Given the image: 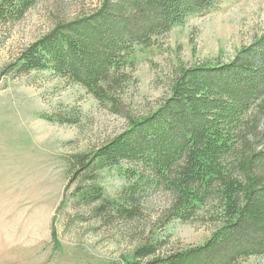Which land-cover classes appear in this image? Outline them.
I'll use <instances>...</instances> for the list:
<instances>
[{"label":"rangeland","instance_id":"374dc122","mask_svg":"<svg viewBox=\"0 0 264 264\" xmlns=\"http://www.w3.org/2000/svg\"><path fill=\"white\" fill-rule=\"evenodd\" d=\"M102 1L39 0L21 21L0 24V264H127L157 241L155 256L137 260L150 264L202 247L215 231L205 213L189 223L170 221L165 193L148 192L128 205L120 169L91 167L71 181L74 163L125 132L131 119L156 110L180 67L227 64L261 38L264 0H218L153 47H137L114 111L50 71L14 73L22 52L57 23L89 14ZM95 184L104 198L83 202L81 194ZM234 264H264V255Z\"/></svg>","mask_w":264,"mask_h":264},{"label":"trees","instance_id":"16d2710c","mask_svg":"<svg viewBox=\"0 0 264 264\" xmlns=\"http://www.w3.org/2000/svg\"><path fill=\"white\" fill-rule=\"evenodd\" d=\"M39 0H0V24L21 21ZM218 0H103L89 14L59 22L23 51L14 73L50 71L78 85L111 111L129 81L137 47L149 49L174 28L212 11ZM75 172L120 169L126 203L146 193L170 197L168 219L189 223L205 213L216 228L199 248L150 264H234L264 255V35L227 64L180 67L167 98ZM104 198L94 185L83 202ZM112 203L123 211L120 203ZM129 215L133 212L126 210ZM52 239L59 247L55 228ZM159 242L134 252L156 255Z\"/></svg>","mask_w":264,"mask_h":264}]
</instances>
